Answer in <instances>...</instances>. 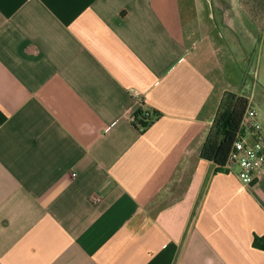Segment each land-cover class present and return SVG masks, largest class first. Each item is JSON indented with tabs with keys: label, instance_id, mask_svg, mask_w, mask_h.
Here are the masks:
<instances>
[{
	"label": "crops",
	"instance_id": "crops-1",
	"mask_svg": "<svg viewBox=\"0 0 264 264\" xmlns=\"http://www.w3.org/2000/svg\"><path fill=\"white\" fill-rule=\"evenodd\" d=\"M227 91L264 129V0H0V264H264Z\"/></svg>",
	"mask_w": 264,
	"mask_h": 264
},
{
	"label": "trees",
	"instance_id": "trees-1",
	"mask_svg": "<svg viewBox=\"0 0 264 264\" xmlns=\"http://www.w3.org/2000/svg\"><path fill=\"white\" fill-rule=\"evenodd\" d=\"M248 105L249 99L246 96L230 91L225 92L220 101L214 121L201 149V158L213 162L219 170H223L226 164ZM136 116L137 123L142 128L151 123L149 113L139 112ZM253 246L264 251V236H256Z\"/></svg>",
	"mask_w": 264,
	"mask_h": 264
},
{
	"label": "built area",
	"instance_id": "built-area-1",
	"mask_svg": "<svg viewBox=\"0 0 264 264\" xmlns=\"http://www.w3.org/2000/svg\"><path fill=\"white\" fill-rule=\"evenodd\" d=\"M131 119L140 126L136 115ZM235 168H238L239 180L247 187L253 185L258 174L264 171V129L258 121L257 110L251 105H248L243 115L223 170L232 172Z\"/></svg>",
	"mask_w": 264,
	"mask_h": 264
},
{
	"label": "rangeland",
	"instance_id": "rangeland-1",
	"mask_svg": "<svg viewBox=\"0 0 264 264\" xmlns=\"http://www.w3.org/2000/svg\"><path fill=\"white\" fill-rule=\"evenodd\" d=\"M241 63H242V61H241ZM242 65L245 66V73H246L247 79L249 81V84L251 85L254 75H253V72H252V74H250V72L248 70V68H249L248 61H244V64H242Z\"/></svg>",
	"mask_w": 264,
	"mask_h": 264
}]
</instances>
